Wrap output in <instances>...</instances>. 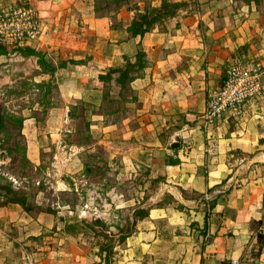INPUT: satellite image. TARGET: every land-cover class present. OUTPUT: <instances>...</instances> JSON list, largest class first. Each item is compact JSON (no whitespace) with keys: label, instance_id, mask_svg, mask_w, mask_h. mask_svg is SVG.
Instances as JSON below:
<instances>
[{"label":"crops","instance_id":"obj_1","mask_svg":"<svg viewBox=\"0 0 264 264\" xmlns=\"http://www.w3.org/2000/svg\"><path fill=\"white\" fill-rule=\"evenodd\" d=\"M8 1L16 0H0V7ZM26 1L42 28L23 46L42 50L56 67L53 75L35 78L52 76L59 90L60 104L48 109L45 122L72 116L77 100L97 108L107 96L99 74L134 58L138 47L144 50V65L127 82L128 92L115 72L109 79L110 97L123 105L111 111L120 119L109 126L114 153L107 163L115 168L108 181L124 188L133 180L158 186L155 194L146 195L145 183L136 190L144 213L131 222L124 264H228L231 258L264 264V105L255 99L242 115L224 118L211 130L202 122L207 92L221 84L233 57L264 50V0H188L189 13L161 20L142 35L127 28L133 6L153 13L162 0ZM111 3L119 6L115 13L98 7ZM41 129L35 117L24 119L34 164L40 162ZM211 133L214 150L208 147ZM136 166L149 172L132 174ZM130 188L123 191L124 203L134 198L127 195ZM115 189L111 185L108 194ZM47 214L53 216L50 225ZM66 220L58 208L0 205V264H83L82 245L71 234L64 248ZM53 223L61 236L44 232Z\"/></svg>","mask_w":264,"mask_h":264},{"label":"rangeland","instance_id":"obj_2","mask_svg":"<svg viewBox=\"0 0 264 264\" xmlns=\"http://www.w3.org/2000/svg\"><path fill=\"white\" fill-rule=\"evenodd\" d=\"M24 1H8L3 5L22 4ZM106 7L115 13L119 6L111 3ZM24 46L0 44V55L3 54L0 56V128L12 156L9 166L0 172V183L9 182L13 192L26 195L33 211L34 208L46 207L62 210L68 217L62 227L67 233L64 248L68 245V234H71L69 238L82 245L85 253L83 264H124V241L126 235L135 228L131 222L144 213L137 200L140 193L136 190L140 189V183H145L146 195L155 194L158 186L150 180H133L131 188H124L119 183L108 181V176L115 168L107 163L111 153H114L108 137L109 126L111 120L120 119L113 116L111 111L116 106L122 107L123 102L118 97H110L112 84L109 83L110 77H107L103 83L107 96L97 108L96 105L92 108L88 102L77 100L70 107L72 116L62 114L45 122L48 109L60 104L59 90L52 76L40 80L35 78L43 73L53 75L56 67L42 50ZM113 76L116 78L117 72ZM122 87L128 92L127 81ZM28 117H35L37 124L42 127L38 164H34L27 154L28 141L22 128L24 119ZM216 125L218 122L212 126L204 124L208 130ZM209 138L210 135L207 136ZM140 170L149 172L144 166H136L132 174ZM109 183L115 186V195L108 194ZM129 188L131 192L127 195L134 197L130 204L129 201L123 202V191ZM5 194V191L0 190V197ZM115 204L125 205L115 208ZM46 218L47 225H50L53 216L47 214ZM8 224L6 221V231ZM53 224L44 232L53 237L61 236L62 229H58L56 223ZM33 229L39 231L38 226ZM44 232L40 235L43 236ZM4 236L0 230V240ZM52 247L60 249L56 244ZM37 251L42 250L38 248Z\"/></svg>","mask_w":264,"mask_h":264},{"label":"built area","instance_id":"obj_3","mask_svg":"<svg viewBox=\"0 0 264 264\" xmlns=\"http://www.w3.org/2000/svg\"><path fill=\"white\" fill-rule=\"evenodd\" d=\"M42 20L29 3L5 4L0 8V44L23 45L40 33ZM259 99L264 105V50L250 54H236L225 69V76L218 87L207 92L202 122L212 126L229 116L242 115L246 107ZM210 150L216 148V140L208 139ZM12 161L4 144L0 128V172ZM228 264H239L231 258Z\"/></svg>","mask_w":264,"mask_h":264},{"label":"trees","instance_id":"obj_4","mask_svg":"<svg viewBox=\"0 0 264 264\" xmlns=\"http://www.w3.org/2000/svg\"><path fill=\"white\" fill-rule=\"evenodd\" d=\"M24 3L28 2L25 0ZM98 7L103 9L104 7H106V5H100ZM134 8L135 14L127 26L132 35H142L144 32L151 30L157 22L177 16L178 14L189 13L192 9V7L189 5L188 0H162L161 3L155 8L153 13H149L144 9H139L138 4H136ZM27 47L28 46H24V48ZM144 62V50L140 46L135 52L134 58L131 59L127 57L121 64L109 66L104 73L99 74V77L102 81H104L105 79H107V77H111L110 75L112 72H117L116 80L122 85L124 81L128 82L134 75L140 73L141 67L144 65ZM52 68L54 70L53 66L51 67V69ZM10 184L11 183L9 182L0 183V190L6 192L3 197H0V205H4L10 202H17L22 206L28 207L29 204L27 202L26 195L13 192L14 190Z\"/></svg>","mask_w":264,"mask_h":264}]
</instances>
